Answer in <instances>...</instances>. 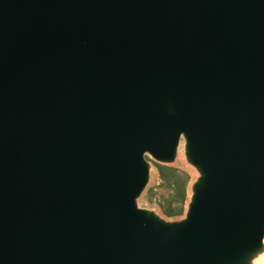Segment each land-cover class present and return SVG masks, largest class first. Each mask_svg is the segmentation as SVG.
Here are the masks:
<instances>
[{"label": "water", "instance_id": "obj_1", "mask_svg": "<svg viewBox=\"0 0 264 264\" xmlns=\"http://www.w3.org/2000/svg\"><path fill=\"white\" fill-rule=\"evenodd\" d=\"M186 141L183 219L139 208ZM264 236V0H0V264H248Z\"/></svg>", "mask_w": 264, "mask_h": 264}, {"label": "rangeland", "instance_id": "obj_2", "mask_svg": "<svg viewBox=\"0 0 264 264\" xmlns=\"http://www.w3.org/2000/svg\"><path fill=\"white\" fill-rule=\"evenodd\" d=\"M145 159L148 164V180L141 194L136 200L139 208L145 209L166 222H174L185 217L188 203L191 198L192 185L200 176L199 171L193 166L187 158L186 141L183 137L179 141L175 158L170 163H162L152 157L150 154H145ZM166 166L169 170L167 173H173L179 182L183 183L185 198L182 200L178 196V190L170 187L161 176V168ZM180 194V193H179ZM181 206V213L175 215H166V211L176 210ZM261 249L254 252L247 260L248 264H253L255 258L259 255Z\"/></svg>", "mask_w": 264, "mask_h": 264}, {"label": "trees", "instance_id": "obj_3", "mask_svg": "<svg viewBox=\"0 0 264 264\" xmlns=\"http://www.w3.org/2000/svg\"><path fill=\"white\" fill-rule=\"evenodd\" d=\"M168 170L169 169L166 166H163L161 168V176H162L163 180L169 184L170 187H174L175 189H177L179 191L177 194H178V196L180 195V197L183 200L185 198V191H184L185 182L184 183H183V181L179 182V180L177 179V177L173 173H171V172L167 173ZM165 213L168 216L179 214V213H181V206H179V208H177L176 210L166 211Z\"/></svg>", "mask_w": 264, "mask_h": 264}, {"label": "bare ground", "instance_id": "obj_4", "mask_svg": "<svg viewBox=\"0 0 264 264\" xmlns=\"http://www.w3.org/2000/svg\"><path fill=\"white\" fill-rule=\"evenodd\" d=\"M253 264H264V236L262 240V247H261V252L259 255L255 258Z\"/></svg>", "mask_w": 264, "mask_h": 264}]
</instances>
